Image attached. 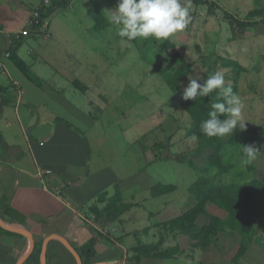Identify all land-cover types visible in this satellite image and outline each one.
Segmentation results:
<instances>
[{"label": "rangeland", "instance_id": "obj_1", "mask_svg": "<svg viewBox=\"0 0 264 264\" xmlns=\"http://www.w3.org/2000/svg\"><path fill=\"white\" fill-rule=\"evenodd\" d=\"M203 1L202 4L188 1L189 23L170 37L179 51L184 52L186 60L193 64V72L183 81L178 94L167 87L159 70L174 69L182 60L174 51L164 55L158 53V43L163 40L150 37L151 40L147 38L135 44L126 39L122 41L113 24L103 31L95 28V19L90 14L94 4H101L108 17L118 0H80L72 7H63L65 9L44 23L45 33L40 35L43 38L40 43L45 46L42 52L39 49L31 52L25 45V56H47L66 79H73L72 91L66 90V93L77 109L73 108L69 119L90 140L93 169L111 170L112 179L118 177L108 191L114 195L126 180H133L135 176L143 179V192L140 185H129L121 190L124 201L143 204L133 207L129 213L133 215L130 226L142 232L147 225H156L149 240L158 242L163 235L165 247H181V252L156 264H264V246L257 242L242 261H233L240 245L238 234L220 233L209 250H202L193 248L190 237L166 231L163 226L164 222L196 203L190 187L199 176L196 169L206 166L207 153L193 152L198 145L188 135L192 119L185 112L186 101L182 96L190 78L203 83L207 71L204 61L216 65L217 55L237 60L246 68L241 73L237 95L242 102V118L247 128L234 130L240 142L228 147L225 153L227 162L234 168L222 178L227 182H242L264 175V23L243 29L233 27L225 18L228 10L245 19L252 10L264 6V0ZM208 2H216L219 6L211 12ZM217 68L223 72L225 83L234 82L236 71L233 68L220 63ZM75 78L88 86L87 92L77 88ZM246 144L260 150L257 158L249 162L256 166L253 173L249 171V163L243 162L246 157L241 149ZM181 155L192 159L196 169L180 161ZM237 171L246 174L239 176ZM215 172L210 170L208 174L212 176ZM159 182L176 184L178 189L153 198L147 188ZM260 210L256 225L263 236L264 197ZM208 211L221 217L227 214L213 203L208 205ZM207 222L208 216H201L200 225ZM139 237L146 238L142 234Z\"/></svg>", "mask_w": 264, "mask_h": 264}, {"label": "crops", "instance_id": "obj_2", "mask_svg": "<svg viewBox=\"0 0 264 264\" xmlns=\"http://www.w3.org/2000/svg\"><path fill=\"white\" fill-rule=\"evenodd\" d=\"M78 1L72 0L69 7ZM42 3L0 0V56L12 52L4 57L7 72L0 74V264H43L45 244L47 264H78L68 244L81 255L80 249L95 237L91 226L105 234L98 237L91 264L159 263L164 259H135L139 241L157 242L148 239L156 225H147L142 232L131 227V209L104 229L90 211L102 192L113 195L108 190L119 179H112L111 170L93 169L90 140L69 119L76 103L66 90L72 91L73 79H66L47 56H25V45L31 52L45 48L40 43L45 26L40 31L31 30L29 36H17ZM13 79L20 81L21 87ZM129 185H140L143 192V179L135 176L123 187ZM40 246L39 263L31 256Z\"/></svg>", "mask_w": 264, "mask_h": 264}, {"label": "trees", "instance_id": "obj_3", "mask_svg": "<svg viewBox=\"0 0 264 264\" xmlns=\"http://www.w3.org/2000/svg\"><path fill=\"white\" fill-rule=\"evenodd\" d=\"M188 1H194L197 4L204 3L203 0ZM71 2L72 0H52L50 5L41 6L40 16L32 29L34 31H40L46 19L58 9L70 5ZM207 4L211 12H213L215 7L219 6L216 2H208ZM90 14L95 19V28L98 31H103L111 26L101 4L95 3L94 7L90 10ZM225 18L233 27L239 26L243 29L255 27L264 23V6L252 10L245 19L238 18L227 10L225 11ZM148 39L151 40L152 38L149 37ZM144 40V38L138 37L131 42L137 44ZM172 51L182 60V64L174 69L161 68L159 71L167 87L174 94H178L183 86V81L192 74L193 64L186 60L184 52L179 51L178 45L171 38L158 43V53L160 55L169 54ZM161 57L159 56V58ZM219 63L224 67L233 68L236 71L233 77L234 82L225 83V85H231L233 92L237 94L239 92L241 73L246 68L237 60L223 58L221 55H217L216 65H209L208 62L204 61L205 67L207 68L205 79L210 74L218 71L217 64ZM75 85L83 92H87L89 89L79 79L75 81ZM218 99L222 98L218 97L217 90L212 92L209 98L198 97L197 100H187L184 104L185 112L192 119V124L188 128V135L198 145L193 152H206L207 162L205 167L196 169L192 159L187 160L186 155L179 156L180 161L187 162L191 167L199 171L198 178L190 187V192L195 197L196 203L186 211L180 213V215L164 222L163 226L166 231H171L172 233L178 232L179 234L190 237L193 248L202 250H209L217 242L220 233L228 232L233 235L238 234L240 235V245L237 253L233 257V261L237 263L244 259L253 243L257 242L261 246H264V235L262 236L256 225V220L261 214V198L264 197V175L250 177L242 182H227L223 179L234 168L225 158L226 150L228 147L238 145L240 136L234 131L223 137H208L200 129L201 122L208 118L207 114L210 110L211 102L217 101ZM61 120L75 127L70 121L63 118ZM255 169L256 166L249 163V171L253 173ZM210 170H215V174L210 176L208 174ZM237 174L244 176L246 173L245 171H237ZM177 189L178 186L176 184L159 182L154 184L149 191L151 197L158 198L170 194ZM108 194L107 191L102 192L97 202L90 207V211L95 215L96 222L104 229L118 221L125 212L137 205L134 202H125L123 200L120 187H117L114 195L109 197ZM210 203L224 210L227 213L226 216L221 217L209 213L208 205ZM203 215L208 216V222L200 225L199 220ZM91 227L95 237L80 249L83 264H91L92 259L97 253L96 243L98 237L103 238L105 236L95 226ZM165 241L163 235L156 243L144 244L142 241H139L135 250L138 253L135 259L138 262L144 256L168 259L181 252L180 247L164 248ZM40 255L41 246L35 249L31 258L40 263Z\"/></svg>", "mask_w": 264, "mask_h": 264}, {"label": "clouds", "instance_id": "obj_4", "mask_svg": "<svg viewBox=\"0 0 264 264\" xmlns=\"http://www.w3.org/2000/svg\"><path fill=\"white\" fill-rule=\"evenodd\" d=\"M188 0H118L114 10H110L109 23L116 26L117 35L123 40L133 41L138 37L167 40L178 31L184 30L189 23ZM218 90L217 101L211 102L208 118L203 120L200 129L208 137H223L234 132L237 127L246 130V120L242 118V102L233 92L231 85H225L223 72L210 74L203 83L191 79L183 90L182 98L197 100L209 98ZM246 157L244 163L257 158L260 150L254 145H242Z\"/></svg>", "mask_w": 264, "mask_h": 264}, {"label": "built area", "instance_id": "obj_5", "mask_svg": "<svg viewBox=\"0 0 264 264\" xmlns=\"http://www.w3.org/2000/svg\"><path fill=\"white\" fill-rule=\"evenodd\" d=\"M52 3V0H43L42 6L43 5H49ZM40 16V8L35 9L32 14L30 19L28 20L27 26H25L21 31H19V33L17 34L18 38H21L23 36H29L31 34V30H33L32 28L34 27V25L37 22V19ZM259 18V17H258ZM47 20V19H46ZM45 20V21H46ZM45 23V22H44ZM45 25V24H44ZM12 56V52L8 51L6 52L4 55H2V57L0 56V74H3L5 72H7V65L4 61V57H10ZM13 82L16 86L21 87V82L13 79ZM94 216V215H93Z\"/></svg>", "mask_w": 264, "mask_h": 264}, {"label": "water", "instance_id": "obj_6", "mask_svg": "<svg viewBox=\"0 0 264 264\" xmlns=\"http://www.w3.org/2000/svg\"><path fill=\"white\" fill-rule=\"evenodd\" d=\"M0 222L2 223L1 213H0ZM46 246L47 245L45 244L44 249H43V264H47V262H46ZM68 246L70 247V249L73 251V253L77 257L78 264H83V259H82L81 255L79 254V252L75 248H73L71 245L68 244Z\"/></svg>", "mask_w": 264, "mask_h": 264}]
</instances>
